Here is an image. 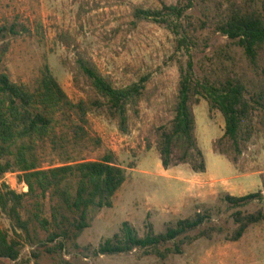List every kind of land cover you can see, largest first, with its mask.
<instances>
[{"label":"trees","instance_id":"16d2710c","mask_svg":"<svg viewBox=\"0 0 264 264\" xmlns=\"http://www.w3.org/2000/svg\"><path fill=\"white\" fill-rule=\"evenodd\" d=\"M192 8L198 16L185 13ZM131 17L132 27L146 20L163 26L173 36L175 50L186 58L173 92L163 100L155 89H149L147 76L117 86L66 31L58 33L56 40L73 54L72 61L64 64L82 99L70 100L47 65L30 86L13 82L4 65L10 42L0 41V178L14 174L17 185L26 190L17 194L4 185L0 188V220L4 218L9 225L5 230L0 223V260L17 261L29 245L35 247L30 258L36 264L42 255L52 264H69L63 252L78 250L77 240L94 216L112 207L126 181V170L116 164L114 154L108 152L96 160L71 159L70 153L99 144L89 132L91 112L110 119L127 134L129 121L138 115L142 103H165L166 119L153 128V144H146L147 150L154 147L164 170L186 165L193 173L205 171L192 113L201 100L223 120L222 135L212 142V151L233 166L255 136H264V0H187L184 6L160 0L157 9L133 7ZM6 33L13 34L0 26L1 39ZM216 35L226 43L200 57L195 64L200 76L196 77L192 55L207 49ZM52 155L62 157L60 163L42 167ZM223 201L240 208L262 201V192L225 195ZM232 216L236 225L230 238L233 242L264 219L261 210L248 215L237 211ZM207 219L208 215L197 213L163 233L148 227L141 236L123 222L118 233L102 241L94 253L111 256L139 250L142 257L164 261L180 255L182 246L218 232L208 229L193 237L186 235ZM38 231L45 237L40 238ZM175 240L173 247L160 250Z\"/></svg>","mask_w":264,"mask_h":264},{"label":"rangeland","instance_id":"374dc122","mask_svg":"<svg viewBox=\"0 0 264 264\" xmlns=\"http://www.w3.org/2000/svg\"><path fill=\"white\" fill-rule=\"evenodd\" d=\"M160 0H0V26L11 29L0 41H9L10 49L4 60L10 79L30 86L39 71L47 65L68 98L74 102L83 95L74 87L67 70L73 54L57 43L56 35L68 32L93 59L102 74L109 75L117 86L148 77L149 89H155L160 99L170 95L177 82L185 56L175 50L173 36L161 25L141 21L132 27L131 9L136 6L157 9ZM168 5L184 6L187 0H162ZM186 14L198 16L196 8ZM226 40L214 36L207 49L193 53L194 73L199 77L196 62L201 56L223 47ZM85 80L80 84L85 87ZM195 137L202 153L205 171L193 173L186 165L161 167L153 144V128L166 119L165 103H142L137 116L129 121L127 134H122L108 118L88 114L89 132L99 142L71 159L96 160L105 153L114 154L115 162L126 170V181L115 194L112 207L96 214L88 229L77 240L79 249L68 248L63 259L69 264H264V219L247 229L236 242L230 240L236 229L233 214L242 215L261 210L264 215V136H255L239 157L237 165L212 151L211 144L222 135L223 120L219 113L209 112L203 100L192 108ZM62 157L45 158L42 167L60 163ZM263 177V176H262ZM4 185L19 194L26 190L16 183L14 174L0 178ZM257 191L262 201H251L243 207L232 208L223 201L225 195L241 197ZM200 213L208 219L197 229L188 232L196 236L208 229L209 239L200 238L181 247L180 255L159 260L142 257L141 251L127 254L96 255L97 246L118 233L127 222L141 236L151 227L163 233L178 220ZM1 226L9 230L1 218ZM39 232V231H38ZM30 233V232H29ZM39 237L45 236L39 232ZM160 247H173L174 243ZM35 247L25 245L15 262L0 260V264H36L30 258ZM28 261V262H26ZM37 264H52L42 255Z\"/></svg>","mask_w":264,"mask_h":264}]
</instances>
